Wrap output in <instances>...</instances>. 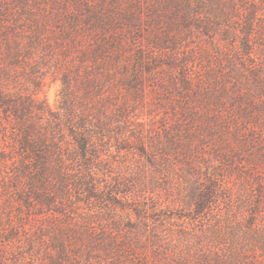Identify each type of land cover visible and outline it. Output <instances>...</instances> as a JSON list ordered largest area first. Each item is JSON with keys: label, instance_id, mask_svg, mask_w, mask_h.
<instances>
[{"label": "trees", "instance_id": "16d2710c", "mask_svg": "<svg viewBox=\"0 0 264 264\" xmlns=\"http://www.w3.org/2000/svg\"><path fill=\"white\" fill-rule=\"evenodd\" d=\"M55 3L65 11L85 6V27L95 24L97 31L86 46L74 23L60 32L67 41L62 53L66 56L73 49V54L60 65L57 111L50 110L36 89L7 88L3 81L14 77L0 66V137L12 144L3 146L0 139V172H11V180L33 194L21 197L24 218L33 221L31 229L0 235V264H212L207 257L193 260L175 253L171 239L145 222L121 223L105 211L76 217L67 206L72 193H84L104 206L130 200L134 213L141 216L145 208L134 202L175 169L195 178L188 203L198 212L206 206L210 196L200 195V189L210 173H201L209 169L202 161L216 156L221 165L231 167L237 150L230 141L243 147L249 134H256L264 101L256 99L254 91L264 93L263 65L249 69L254 90L234 60H229L232 73L216 64L198 75L189 64L193 48L187 46L180 54L178 46L195 30L210 36L213 46L211 32L222 28L242 62L238 33L225 28L239 13L236 0H153L147 19L153 23L150 33L160 53L135 45L131 31L108 12L111 6L92 8L87 0ZM254 8L252 3L244 20L237 17L245 26L240 38L245 52L251 49ZM122 17L132 22L130 16ZM3 36L0 30L1 41ZM204 55L210 57L207 51ZM16 62L13 58L9 64ZM32 82L39 85L36 79ZM144 106L164 113L157 118L156 144L137 136L131 140L133 125L139 122L136 110ZM153 134L150 128L147 136ZM130 148L136 149L132 162L124 168L113 165L114 152ZM150 208L152 215L159 214L156 204Z\"/></svg>", "mask_w": 264, "mask_h": 264}, {"label": "rangeland", "instance_id": "374dc122", "mask_svg": "<svg viewBox=\"0 0 264 264\" xmlns=\"http://www.w3.org/2000/svg\"><path fill=\"white\" fill-rule=\"evenodd\" d=\"M55 1L64 0H0V30L4 35V40L0 39V56L4 57L0 60V66L7 68L14 77L12 81L3 83L12 90L36 89L39 97L44 99L52 111L58 110L60 65L73 54V49L67 50L66 56L62 53L61 47L67 41L62 40L60 32L63 29L70 30V24L74 23L77 34L82 36L81 45L86 46L97 31L93 27L95 24L91 28L85 27L82 15L85 6L65 11ZM152 2L153 0H87L92 8L100 4L104 7L111 6L108 12L120 19L118 23L123 29L131 31L135 45L143 46L145 50L153 53H160L161 50L154 46L150 33L153 23L147 19L148 7ZM236 3L239 13L230 19L228 27L225 28L237 31L236 46L241 52L242 62L235 58L230 38L222 28L211 32L213 46L209 42L210 36L195 30V33L181 40L178 48L180 54L183 49L186 51L187 46L193 48L189 64L198 75L202 69L216 64H221L223 69L231 72L234 68L229 60H234L248 74V84L255 90L252 85L253 75L249 72L254 65H263L260 73L264 87V0H236ZM252 3H255L256 18L249 36L251 49L245 52L240 43L242 31L245 29L241 20L245 19ZM124 14L131 17V23L123 19ZM130 37L128 41L132 40ZM167 50L162 49V52ZM205 51L210 53V57L204 55ZM13 58L18 62L10 65ZM35 79L39 82L38 86L33 85L32 81ZM254 92L256 99L261 97L264 101V93L258 90ZM148 108L144 106L142 110H136L139 122L133 125L134 134L131 140L137 136L143 141L156 144L155 133L159 125L157 118L164 113L149 111ZM223 116L230 120L229 114L223 112ZM257 116L260 125H256V134H249L246 146L240 147L236 141H230L237 150L234 165H221L216 156L210 161H202L209 165V169L206 172L200 170L201 173L210 175L209 181L204 178L205 174L200 176V179L206 180L201 185L200 195L208 194L210 198L199 212L193 203H188L191 184L195 178L189 174H181L176 169L168 170L153 191L134 202L135 205L145 208L141 216L134 213L133 202L130 200L126 203L122 200L121 204L107 202L104 206L99 205L92 197L86 198L84 193L82 197L72 193L67 210L76 217L90 211H105L121 223H125L127 219L145 222L167 239H171L175 244V253L189 259L207 257L212 264H264V111L257 113ZM150 128L151 133H154L151 137L147 136ZM0 139L3 146L11 147L9 140H4L3 136ZM239 148L244 151L240 152ZM130 149L131 151L121 150L118 154L114 152L116 155L110 158L113 165L118 164L124 168L132 162L133 151L136 149ZM109 173L106 171V174ZM10 177L11 172L6 169L0 172V235L6 234L7 230L24 233L31 229L30 224L33 223L26 221V211L21 207V197L33 198V194L21 189L23 185L15 183ZM152 203L160 208L157 216L151 214ZM143 240L146 241V238L143 237Z\"/></svg>", "mask_w": 264, "mask_h": 264}]
</instances>
